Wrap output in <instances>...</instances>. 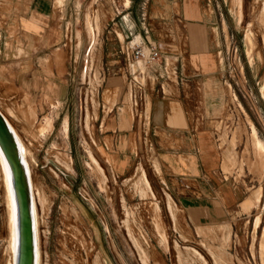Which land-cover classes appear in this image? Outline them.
Returning a JSON list of instances; mask_svg holds the SVG:
<instances>
[{"label": "rangeland", "instance_id": "rangeland-1", "mask_svg": "<svg viewBox=\"0 0 264 264\" xmlns=\"http://www.w3.org/2000/svg\"><path fill=\"white\" fill-rule=\"evenodd\" d=\"M154 1L66 0L67 38L55 51L63 70L51 71L42 56L31 82L12 55L0 54V107L31 150L41 264H264V0H202L218 48L215 74L199 94L201 110L219 156L215 183L236 193L232 206L221 192L197 198L168 176L157 137L132 123L125 74L106 68L107 43L118 44L115 31L125 38L123 17L134 21L146 11L154 19ZM114 105L124 108L114 112L130 134L118 136L132 155L124 169L106 132L117 129V119L107 116ZM151 110L147 96V123ZM1 179L0 171V264H6Z\"/></svg>", "mask_w": 264, "mask_h": 264}, {"label": "crops", "instance_id": "crops-1", "mask_svg": "<svg viewBox=\"0 0 264 264\" xmlns=\"http://www.w3.org/2000/svg\"><path fill=\"white\" fill-rule=\"evenodd\" d=\"M154 3L150 12L154 19L147 18L146 11L137 15L134 21L129 19V14L123 17L125 23H129L128 28L122 30L125 38L121 40L115 31L118 44L110 47L107 43L104 51L112 60L108 61L106 68L109 71L118 69L116 71L125 74L128 111L135 117L132 123H140L145 128V135L151 130L157 137L155 144L168 176H175L197 198L209 195L217 199L218 192H221L225 203L232 206L238 199L236 193L215 183L219 178L216 171L219 156L208 141L212 128L209 116L201 110L204 107L199 95L202 85L211 79L217 68L218 43L214 36V22L202 0H155ZM65 7L66 0L64 5H58L57 0H0V54H10L16 59L18 70L24 75L22 79L26 77L27 81H33V77L28 76L40 69L39 58L42 56L51 71L63 70V64L56 63L55 51L67 38ZM137 35H140L138 41L135 40ZM8 40L12 41L11 45ZM140 41L157 43L168 57L164 78L142 73L141 65L132 56L133 47ZM147 96L152 101L148 123L143 116ZM5 105L15 120L22 119L12 105ZM116 105L107 116L117 119V129L106 132L115 137L118 159L126 161L124 169L130 164L132 155L127 142L124 139L119 142L118 136L123 135L126 139L130 134L118 126L122 118L120 120L114 111L124 108H115ZM0 110L7 117L1 107ZM105 125L103 119L99 125L101 133H104ZM180 156L185 158V164L179 160Z\"/></svg>", "mask_w": 264, "mask_h": 264}, {"label": "water", "instance_id": "water-1", "mask_svg": "<svg viewBox=\"0 0 264 264\" xmlns=\"http://www.w3.org/2000/svg\"><path fill=\"white\" fill-rule=\"evenodd\" d=\"M0 150L7 163L14 199L16 264H37V236L30 174L14 128L0 110Z\"/></svg>", "mask_w": 264, "mask_h": 264}, {"label": "bare ground", "instance_id": "bare-ground-1", "mask_svg": "<svg viewBox=\"0 0 264 264\" xmlns=\"http://www.w3.org/2000/svg\"><path fill=\"white\" fill-rule=\"evenodd\" d=\"M46 125H47V123H46ZM49 125H51V124L49 123ZM14 131H15L16 136H17V138H18V140L20 142L22 154H23V157L25 159V162H26V165L28 167L29 174H30V182H31V186H32L33 202H34L35 228H36V236H37V264H41V262H42V258H41L42 254H41V252L42 251L40 250V245H39V224H40L39 223V218L40 217L38 218L37 206H36L37 200H36V192H35L34 181H33L31 150L26 146V144L22 140L21 136L17 133L15 128H14ZM261 144H263V143H261ZM0 171H1V178H2L1 179L2 180V188H3V191H4V198H5V202H6V205H7V217H8V219H7L8 220V224H7V230H6L7 234H6V236H7L8 243H9V252H8L9 255L7 257L6 264H16L17 231H16V218H15L14 199H13L12 190H11V183H10V179H9V172H8L7 163L5 161L4 155H3L1 150H0ZM248 203H251V202H248Z\"/></svg>", "mask_w": 264, "mask_h": 264}, {"label": "built area", "instance_id": "built-area-1", "mask_svg": "<svg viewBox=\"0 0 264 264\" xmlns=\"http://www.w3.org/2000/svg\"><path fill=\"white\" fill-rule=\"evenodd\" d=\"M132 56L141 65L142 73H152L157 79L165 77L164 70L169 59L157 43L140 41L133 47Z\"/></svg>", "mask_w": 264, "mask_h": 264}]
</instances>
